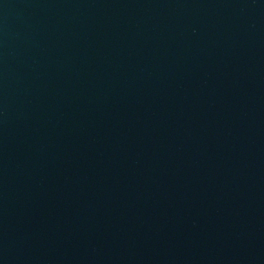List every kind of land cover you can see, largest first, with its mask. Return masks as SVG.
<instances>
[{
	"label": "water",
	"instance_id": "1",
	"mask_svg": "<svg viewBox=\"0 0 264 264\" xmlns=\"http://www.w3.org/2000/svg\"><path fill=\"white\" fill-rule=\"evenodd\" d=\"M0 264H264V0H0Z\"/></svg>",
	"mask_w": 264,
	"mask_h": 264
}]
</instances>
